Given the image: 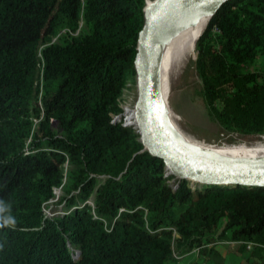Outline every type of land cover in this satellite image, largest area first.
Listing matches in <instances>:
<instances>
[{"label": "trees", "instance_id": "trees-1", "mask_svg": "<svg viewBox=\"0 0 264 264\" xmlns=\"http://www.w3.org/2000/svg\"><path fill=\"white\" fill-rule=\"evenodd\" d=\"M144 7L0 0V264H168L192 251L190 264H225L217 240L255 242L233 251L264 264V188L170 183L113 117L135 77ZM194 64L211 120L264 139V0L212 15ZM54 189L60 208L46 215Z\"/></svg>", "mask_w": 264, "mask_h": 264}, {"label": "water", "instance_id": "water-1", "mask_svg": "<svg viewBox=\"0 0 264 264\" xmlns=\"http://www.w3.org/2000/svg\"><path fill=\"white\" fill-rule=\"evenodd\" d=\"M229 1L145 0L143 25L138 33L133 59L137 91L135 123L129 125L136 128L143 150L161 159L174 181L187 180L191 186L264 188V157L237 159L201 156L172 132L163 114L160 28L183 24L202 13H209L198 40L212 15Z\"/></svg>", "mask_w": 264, "mask_h": 264}, {"label": "bare ground", "instance_id": "bare-ground-1", "mask_svg": "<svg viewBox=\"0 0 264 264\" xmlns=\"http://www.w3.org/2000/svg\"><path fill=\"white\" fill-rule=\"evenodd\" d=\"M209 13H202L183 24L164 25L160 28V59L163 90V114L168 127L195 153L208 158H259L264 157V139L229 143L221 146L201 142L185 132L171 118L167 100L170 96V77L181 72L191 61L198 35L208 21ZM129 124L134 121V111L127 110ZM264 138V137H263Z\"/></svg>", "mask_w": 264, "mask_h": 264}, {"label": "rangeland", "instance_id": "rangeland-1", "mask_svg": "<svg viewBox=\"0 0 264 264\" xmlns=\"http://www.w3.org/2000/svg\"><path fill=\"white\" fill-rule=\"evenodd\" d=\"M152 1V0H149ZM195 52L185 68L172 74L170 77V96L167 100L168 110L171 113V118L185 132L191 134L196 139L203 143L221 146L227 144L229 138H235L238 143L246 142L244 137L226 134L220 126L211 120L208 116L203 102L198 94L200 81L195 70ZM135 77H128L127 88L122 95L121 104L129 103L131 105L132 96L135 92ZM133 99V98H132ZM116 118V119H115ZM114 119L124 124V114L115 115ZM128 121H130L128 119ZM55 126V125H54ZM254 139H250L252 141ZM249 140L247 142H250ZM236 142V143H237ZM233 143V144H236ZM55 197L48 201L44 207V213L51 215L58 211L60 205L56 203L57 198L62 194L60 189H54ZM185 264H190L195 259V256H186ZM168 264H175L169 262Z\"/></svg>", "mask_w": 264, "mask_h": 264}, {"label": "crops", "instance_id": "crops-1", "mask_svg": "<svg viewBox=\"0 0 264 264\" xmlns=\"http://www.w3.org/2000/svg\"><path fill=\"white\" fill-rule=\"evenodd\" d=\"M229 245L231 246L229 247ZM233 245L234 243L229 242L228 240H217L216 241V249L220 252L221 256L224 257L225 264H248L244 256H242L240 253L236 251L235 252L233 251L234 250L233 248H235ZM230 252H234V254ZM196 254L197 253L195 251H192L191 253L183 257H179L178 261L175 262V264H185L186 256L188 257L195 256V259H196L197 258Z\"/></svg>", "mask_w": 264, "mask_h": 264}, {"label": "built area", "instance_id": "built-area-1", "mask_svg": "<svg viewBox=\"0 0 264 264\" xmlns=\"http://www.w3.org/2000/svg\"><path fill=\"white\" fill-rule=\"evenodd\" d=\"M125 90V89H124ZM123 94H124V91H123ZM122 94V95H123ZM136 97H137V91H136V89H135V92H134V96H132V98H130V100H131V105H129V103H126L125 105H122L121 104V100H119V106H120V108L122 109V113L124 114V124L123 125H129V123H128V121H127V118H128V116L129 115H127L126 113H127V110H131L132 112L134 111V104H135V101H136ZM122 98V97H121ZM120 98V99H121ZM115 116V115H114ZM113 116V117H114ZM116 119V118H115ZM165 172H164V175L165 176H167V175H169L170 173H169V171H168V169L165 167V170H164ZM169 182L170 183H173L174 182V180L173 179H171V180H169ZM232 243H234V244H243V245H245V248L247 249V250H251L255 245H256V243L255 242H253V241H240V240H237V241H234V242H232Z\"/></svg>", "mask_w": 264, "mask_h": 264}, {"label": "clouds", "instance_id": "clouds-1", "mask_svg": "<svg viewBox=\"0 0 264 264\" xmlns=\"http://www.w3.org/2000/svg\"><path fill=\"white\" fill-rule=\"evenodd\" d=\"M4 224H14L15 223V221L14 220H12L11 218H9V219H6V220H4V222H3ZM0 226H3V225H0Z\"/></svg>", "mask_w": 264, "mask_h": 264}]
</instances>
